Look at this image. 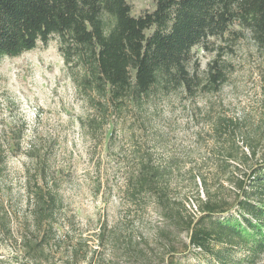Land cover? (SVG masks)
Returning <instances> with one entry per match:
<instances>
[{"label":"rangeland","instance_id":"374dc122","mask_svg":"<svg viewBox=\"0 0 264 264\" xmlns=\"http://www.w3.org/2000/svg\"><path fill=\"white\" fill-rule=\"evenodd\" d=\"M129 3L133 15L155 5L154 0ZM241 32L227 40L212 38L211 49L193 48L201 72L217 56L212 47L222 52L228 79L219 91L195 98L181 92L153 94L141 104L109 110L95 133L88 126L92 99L78 82L82 72L66 66L57 36L48 45L3 58L0 264H66L72 258L73 264H166L172 247L179 251L174 258L179 264H212L185 247L188 234L175 232L152 198L133 201L125 186L127 175L136 170V155L149 152L171 170L170 195L185 200L191 214L200 191L193 174L206 175L212 186L222 178V191L229 193V178L242 171L234 161L228 169L220 167L217 159L223 153L211 149L217 142L211 125L220 118L239 121L231 140L240 146L245 135L264 130V54L247 31ZM257 152L264 153V143ZM29 180H41L61 199L52 238L34 258L23 246L24 238L37 242L41 237L28 201ZM258 264H264V256Z\"/></svg>","mask_w":264,"mask_h":264},{"label":"trees","instance_id":"16d2710c","mask_svg":"<svg viewBox=\"0 0 264 264\" xmlns=\"http://www.w3.org/2000/svg\"><path fill=\"white\" fill-rule=\"evenodd\" d=\"M154 4L152 10L133 15L129 0H0V62L39 43L48 45L57 36L66 66L82 72L78 82L92 99L88 126L95 133L109 110L141 104L153 94L181 92L195 98L201 92L219 91L228 79L222 52L212 47L217 56L205 72L193 55L196 46L211 49L212 38L227 40L231 33L239 36L245 30L264 54V0H154ZM211 126L217 140L211 149L223 153L216 158L220 167L228 169L234 161L242 171L229 178V193L222 191V178L212 186L206 175L193 174L200 191L197 210L191 214L185 200L170 195L171 170L156 163L149 152L135 154L136 170L127 175L125 193L133 201L152 198L173 230L188 234L185 247L212 264H258L264 256V153L258 155L257 148L264 143V130L245 135L240 146L231 140L239 121L220 118ZM32 151L30 159L35 157ZM42 183L28 181V201L41 234L37 242L24 238L31 258L49 244L61 209L57 190ZM0 224L5 225L1 213ZM178 252L172 247L166 264H179L174 259ZM73 263V258L66 262Z\"/></svg>","mask_w":264,"mask_h":264}]
</instances>
